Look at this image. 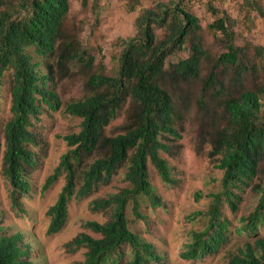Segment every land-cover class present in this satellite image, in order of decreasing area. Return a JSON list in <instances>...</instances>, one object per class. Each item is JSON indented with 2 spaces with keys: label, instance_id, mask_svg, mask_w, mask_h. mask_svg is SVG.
I'll return each instance as SVG.
<instances>
[{
  "label": "trees",
  "instance_id": "trees-1",
  "mask_svg": "<svg viewBox=\"0 0 264 264\" xmlns=\"http://www.w3.org/2000/svg\"><path fill=\"white\" fill-rule=\"evenodd\" d=\"M140 1L128 0L126 11H136ZM80 4L86 8L87 0ZM243 5L252 11L260 8L257 0H243ZM69 12V0H0V86L6 72L11 76V115L4 126L1 173L10 186L11 206L22 210L27 178L37 166L33 127L42 107L62 109L80 119V129L63 136L67 150L43 186L46 189L64 176V185L46 212L47 233L64 227L72 199L87 198L123 170L127 187L90 202L93 212L109 211L105 222L84 225L99 237L79 233L66 247L86 249L78 264H157L154 246L130 230L126 209L131 204L133 216L142 219L140 197L153 207L161 205L149 181L148 163L163 183H174L161 152L173 153L176 145L169 139L181 138L176 125L194 105L199 115L197 137L209 145L208 156L223 174L220 190L207 195L205 227L191 232L180 257L197 262L221 249L228 226L222 204L235 212L240 193L250 186L259 195L258 203L241 218L238 232L255 234L264 225V186L255 183L264 176V80L257 75L264 70V46L238 45L229 17L213 13L216 17L208 29L223 49L214 53L206 47L199 19L182 1L157 2L138 12L135 34L120 39L122 48L112 56L114 73L108 74L83 45L76 26L67 25ZM181 53L186 57L172 59ZM75 76L82 77L83 95L62 103L52 85ZM125 105L119 132L107 135L106 127ZM1 149L0 143V155ZM2 229L0 264H35L24 235L5 234ZM124 246L130 254L126 262ZM228 259V264H264V238L244 243Z\"/></svg>",
  "mask_w": 264,
  "mask_h": 264
},
{
  "label": "rangeland",
  "instance_id": "rangeland-1",
  "mask_svg": "<svg viewBox=\"0 0 264 264\" xmlns=\"http://www.w3.org/2000/svg\"><path fill=\"white\" fill-rule=\"evenodd\" d=\"M81 0H69L70 12L67 25H75L79 39L95 56V62H102L108 74H113L112 56L122 48L120 39L135 34L134 20L138 12L145 7H153L157 2L182 1L185 7L194 14L202 26L206 47L214 53L223 49L217 46L216 34L208 29L214 22L213 13L219 17L228 16L232 21V29L238 45L250 43L251 46H264V0L259 2V11L244 7L243 0H141L134 12L126 11L128 0H87V7L82 8ZM97 22V23H96ZM186 57L185 53L172 58L177 60ZM52 60V59H51ZM45 70L44 66H41ZM260 80H264V70L258 71ZM80 76L57 81L52 86L62 103L77 99L83 95ZM249 86V82L246 83ZM11 76L6 72L0 86V227L5 234L19 232L31 245L32 259L35 264H78L85 258V248L71 251L66 244L79 233L98 238L99 234L84 227L88 221L105 222L109 211L93 212L90 202L97 198H106L127 187L124 171L120 170L110 181L99 187L90 196L82 200L72 199L68 205V217L64 227L55 234H48L49 217L46 212L52 206L64 185V176L46 189L45 180L57 167L61 155L67 150L63 136L80 129V119L65 114L62 109L48 110L42 107L39 119L35 121L33 130L37 136V166L27 178L29 189L21 198L22 210L11 206L9 183L1 173L2 155L4 153V126L10 118ZM125 108L121 114L110 122L105 131L107 135L119 132L123 124ZM181 127V129H179ZM181 138L169 139V144L176 145L172 154L161 152L167 161L173 184H165L154 167L148 163V175L151 185L161 199V205L153 207L145 197H140V213L142 219L132 214V205L126 209L128 225L144 241L154 246L159 256L157 264H228V256L236 253L246 242L254 238H264V225H259L255 234H240L241 218L247 216L258 203L259 195L251 186L240 193L241 201L235 212L223 202L221 210L227 226V242L221 249L204 259L194 262L180 257L184 245L189 242L192 231L202 230L207 222L204 212L207 211L211 192L220 190L222 171L216 168L217 161L208 156L209 145L201 143L198 136L199 115L194 105L184 112L176 125ZM262 183L260 176L255 183ZM197 194L201 197L197 199ZM201 214H198L200 213ZM123 262L130 259L129 247H123ZM155 264V263H154Z\"/></svg>",
  "mask_w": 264,
  "mask_h": 264
}]
</instances>
